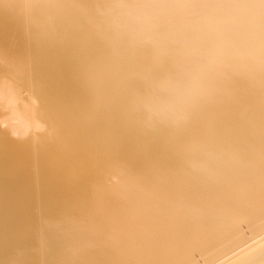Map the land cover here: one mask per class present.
<instances>
[{"label":"bare ground","instance_id":"1","mask_svg":"<svg viewBox=\"0 0 264 264\" xmlns=\"http://www.w3.org/2000/svg\"><path fill=\"white\" fill-rule=\"evenodd\" d=\"M190 1L0 0V264H189L261 221L264 0ZM262 226L205 264H264Z\"/></svg>","mask_w":264,"mask_h":264},{"label":"rangeland","instance_id":"2","mask_svg":"<svg viewBox=\"0 0 264 264\" xmlns=\"http://www.w3.org/2000/svg\"><path fill=\"white\" fill-rule=\"evenodd\" d=\"M197 2H195V0H193V3H192V8H194V7H196V6H194V5H202L201 3H203L204 5L206 4H209V3H213V2H215V0L213 1V2H211V0L210 1H208V0H204L203 2H198V0H196ZM207 1V2H206ZM221 1V2H220ZM219 2L222 4L223 3V5L224 6H227V7H231L232 5H234V3H235V5L238 3L237 1L238 0H232V2H231V0H229V3L227 2L228 0H220ZM222 1H224V2H222ZM234 1V2H233ZM240 1H242V0H239V2ZM191 2H192V0L189 2V4H191ZM194 2L195 3H197V4H194ZM219 2H218V4H219ZM226 2V3H225ZM217 3V2H216ZM230 5V6H229ZM131 5H128L127 6V4H126V7H130ZM188 6V5H187ZM190 6V5H189ZM190 8V7H189ZM128 10H130V9H128ZM128 10H126V11H123L124 13H129L130 11H128ZM133 11V10H132ZM183 12V11H182ZM117 21V20H116ZM122 28V27H121ZM125 28V27H124ZM135 41H136V43L138 42L139 44H147L148 42L149 43H151L152 41H154V39L152 38L151 40L150 39H148V40H140V39H135ZM239 94V93H238ZM238 94H235L234 95V97H236V95H238ZM23 96L25 97L26 95L25 94H23ZM239 96V95H238ZM248 109L249 108V110H250V106L249 107H244L243 109ZM249 110L247 111V112H249ZM243 112H244V110H242ZM241 111V112H242ZM247 112H246V110H245V114H247ZM239 115L238 116H240L238 119H242V116L244 117V115H242V113H241V115H240V112L238 113ZM237 116V117H238ZM246 116V115H245ZM229 197V194H226V198H228ZM264 208V207H263ZM263 208H262V216L264 215L263 213H264V211H263ZM260 212H258V213H260ZM260 213V214H261ZM261 217V216H260ZM264 217V216H263ZM261 218V221H259L258 222V220L260 219H258L257 220V222H258V224H256L255 225V223H257V222H252L251 223V225H249L250 224V222L248 223V224H245V222L243 221V222H239V223H237L238 225H236V223L234 224L235 225V227L234 228H232V234H233V236L234 237H232L231 236V234H230V236L232 237V238H230L229 239V241L227 242V241H222V242H220V246L217 248V249H215L217 246H215L214 248H212L213 249V251L211 252V251H209L210 253L209 254H207L208 252H206L205 253V255L203 254V255H201L200 256V254L201 253H195V254H193V255H191L190 256V258L188 259V262H189V264H205V263H207V262H205V261H208V259L212 256V259L210 258L209 260H211V262L210 261H208V262H210V263H212V261H214L213 260V257H214V251H216L217 252V250H222L221 252H218V253H215L216 255L217 254H224V253H226V252H228V250H231V249H235V247L234 246H238L240 243H242L243 241L246 243L247 241H249L250 240V237L252 238V236L254 235H257L258 234V232L259 231H262L261 229V227H263L262 225L264 224V218ZM85 218V217H84ZM83 218V219H84ZM86 219V218H85ZM247 222H248V220H247ZM246 222V223H247ZM241 223V224H240ZM244 223V224H243ZM233 226V225H232ZM255 231V232H254ZM234 232V233H233ZM257 233V234H256ZM260 233V232H259ZM252 234V235H251ZM249 238V239H248ZM228 239V238H227ZM239 239H241L242 241H240L239 242ZM247 239V240H246ZM236 241V242H234V241ZM224 242V243H223ZM232 242L233 243H235V244H237V245H233V247L231 248H229V245H232ZM243 242V243H244ZM228 243H231V244H228ZM226 245V246H225ZM226 247V248H225ZM223 248V249H222ZM229 248V249H228ZM212 249H210V250H212ZM225 249V250H224ZM227 250V251H226ZM31 251V253L33 252V254L34 253H36L37 254V252L33 249V251L32 250H30ZM29 252V251H28ZM30 253V252H29ZM28 253V254H29ZM219 254V255H220ZM215 255V256H216ZM192 257V258H191Z\"/></svg>","mask_w":264,"mask_h":264}]
</instances>
